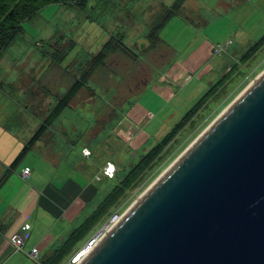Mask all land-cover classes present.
Returning a JSON list of instances; mask_svg holds the SVG:
<instances>
[{"label": "rangeland", "instance_id": "1", "mask_svg": "<svg viewBox=\"0 0 264 264\" xmlns=\"http://www.w3.org/2000/svg\"><path fill=\"white\" fill-rule=\"evenodd\" d=\"M174 1L90 0L84 9L77 5H50L24 23L23 34L0 59V158L10 165L51 112L42 111L55 107L104 44L117 39L133 53L127 55L120 48L110 53L104 66L72 101V107L61 114L45 136L46 146L59 150L64 156L63 169L81 177L84 173L75 166H88L87 175L92 177L99 191L77 220H64L63 234L54 248L92 214L120 178L161 141L214 84L225 77L201 115L174 139L161 160L140 182L114 203L94 230L103 222L120 221L264 73V48L247 63L241 60L249 50L250 43L244 41L252 38L250 34L264 36L261 33L264 0H248L247 5H241V0H190L152 42L148 35L158 15L162 14V5L171 6ZM257 29L260 33L254 32ZM207 37L222 46L232 43L221 55L213 52L212 60L196 72H184L180 64ZM242 37L245 39L241 40ZM70 41L75 42L73 51L61 63L55 62V53L61 52ZM208 65L207 73L200 76ZM6 124H9L8 129ZM65 132L68 136L63 134ZM142 135L144 142L134 147L135 138ZM85 147L89 150H84ZM40 156V148L31 151L17 170L21 171L26 163L39 166ZM105 156L115 164L120 163L115 179L101 174ZM107 168L103 173L111 178L117 167L108 165Z\"/></svg>", "mask_w": 264, "mask_h": 264}, {"label": "water", "instance_id": "2", "mask_svg": "<svg viewBox=\"0 0 264 264\" xmlns=\"http://www.w3.org/2000/svg\"><path fill=\"white\" fill-rule=\"evenodd\" d=\"M79 264H264V73Z\"/></svg>", "mask_w": 264, "mask_h": 264}, {"label": "crops", "instance_id": "3", "mask_svg": "<svg viewBox=\"0 0 264 264\" xmlns=\"http://www.w3.org/2000/svg\"><path fill=\"white\" fill-rule=\"evenodd\" d=\"M247 1L241 0V5L250 4ZM189 2L190 0H187L184 7ZM169 7L162 5V14L158 15L157 21ZM262 16H264V13H262ZM208 24L209 22H207L206 28L209 27L210 24ZM257 30H254V32L260 33V30ZM261 33H264V23ZM250 35L252 38L244 41V43H250L248 49L263 37ZM208 38L204 39L180 64L181 66L179 67L184 72H196L205 63L212 60L214 57L213 49L220 43H214L211 38ZM244 39L245 37L241 38V40ZM209 66L203 68L199 75L202 76L204 73H207L210 68ZM230 70L228 69V71ZM190 81L185 80L186 83ZM50 106L52 105L48 107ZM141 108L143 109V107ZM50 111L51 109H47L42 112L45 114ZM145 118L146 114L143 116V120ZM8 126L9 124L5 125L7 129ZM45 138L36 144L33 149L40 148L41 156L37 162L44 165L31 166L26 163L21 168V171H18L19 165L0 187V264H35V261L33 262L29 255L34 248H38L40 251V259L37 261V264H41L46 257L59 248H54V244L59 240L58 237H61L63 234L61 230L64 220L67 222L77 220L93 201L95 194L94 183L92 177H88L86 168L83 165L75 166L77 170L84 173V176L81 177L73 176L75 173L72 174L71 170L65 171L62 165L64 156L61 152L47 147L45 142L47 139ZM28 141L24 143L23 148ZM13 162L9 165L0 158V181ZM110 166L118 167V163H112ZM42 167L44 170H41ZM25 169L31 170V176L27 180L23 178ZM39 173L44 175H40ZM25 225L31 226L29 239L24 249L17 252L10 241V237L15 233L22 232ZM66 238H62V241Z\"/></svg>", "mask_w": 264, "mask_h": 264}, {"label": "trees", "instance_id": "4", "mask_svg": "<svg viewBox=\"0 0 264 264\" xmlns=\"http://www.w3.org/2000/svg\"><path fill=\"white\" fill-rule=\"evenodd\" d=\"M186 1L187 0H175L173 5L166 9V11L149 32L148 38L152 42H155L160 32L170 23L173 18L180 14ZM89 2L90 0H0V59L7 48L14 42V40L19 35L23 34L24 23L33 19L42 9L55 4L77 5L81 9H84L89 5ZM74 45L75 42L70 41V43H68L61 52L55 53V62L61 63L64 61L73 51ZM118 48H120V50L125 52L127 55H130L129 53L133 54L131 52L132 50L128 48L126 44H124L122 41H117V39L104 44L101 51L95 57H93L92 60H90L89 66L82 71L78 78H76L67 92L57 100V104L51 110L48 117L44 120L33 137L24 146L13 164L6 170L3 178L0 181V187L9 178L10 174L20 165L24 158L34 149L36 144H38L48 133L52 131L56 120H58L65 110L71 107L72 101L75 99L77 94L89 84L90 79L94 76V74L104 66L108 55L117 51ZM263 48L264 36L246 52L241 60L244 62V64L247 63L253 59ZM232 72L233 69H231L230 73ZM224 78L214 84L210 90L205 93L194 105V107L190 109L166 134V136L157 144H155L146 154H144L139 162L133 165L129 172L123 176V178H120L119 182L105 196V198L92 212V214L86 217L82 224L68 235V237L62 242L61 246L54 250L50 256L46 257L41 262V264H64L74 255L76 250H78V248L91 235L93 230L99 225V223L105 217V214L110 211L114 203L120 199L128 189H130L137 182H140V179L150 170V168L154 167L161 160L166 152V148L173 143L174 139L179 136L180 133L183 132V130L188 125H190L191 122H194L195 119L201 115V112L206 109V106L209 105V101L212 100V98L218 93L220 87L223 85L224 81L226 80ZM63 134L68 136V132ZM142 136L143 137L135 138L133 143L134 147H138L144 142L145 136ZM86 141H88V139H86ZM76 143L77 142L75 141V144ZM72 147L74 146L72 145ZM87 149L88 148L86 147L84 148V150ZM90 154L92 155L91 152ZM107 160L108 158L106 159L105 156V164L100 166L102 169V172H100L105 178L115 179L116 174L120 170V163H118L115 175L109 178L106 174L104 175L103 172L108 165L114 162L111 159V161ZM84 167L87 171H89L88 166ZM94 176L97 177V173H94ZM98 192V189L95 188L94 197L98 194Z\"/></svg>", "mask_w": 264, "mask_h": 264}, {"label": "built area", "instance_id": "5", "mask_svg": "<svg viewBox=\"0 0 264 264\" xmlns=\"http://www.w3.org/2000/svg\"><path fill=\"white\" fill-rule=\"evenodd\" d=\"M232 41L230 42V44ZM217 45L214 48V54L221 55L222 52L228 48V45ZM188 79L190 80L191 77L189 76ZM31 176V170L25 169L23 172V178L29 179ZM119 222V220L115 221H107L103 222L100 227H98L96 230H94L91 235L87 238V240L76 250L74 255L64 264H79L84 258H86L89 254H91L95 248L104 240V238L107 236V234L115 227V225ZM30 225H25L23 227L22 232L15 233L11 235L10 241L13 244V247L15 251L19 252L22 251L29 239L30 235ZM30 257L33 261L37 262L40 259V251L38 248H34L30 252Z\"/></svg>", "mask_w": 264, "mask_h": 264}, {"label": "bare ground", "instance_id": "6", "mask_svg": "<svg viewBox=\"0 0 264 264\" xmlns=\"http://www.w3.org/2000/svg\"><path fill=\"white\" fill-rule=\"evenodd\" d=\"M96 249V248H95Z\"/></svg>", "mask_w": 264, "mask_h": 264}]
</instances>
